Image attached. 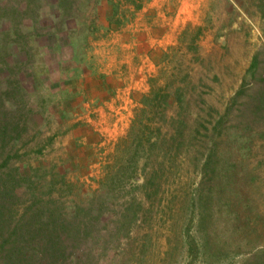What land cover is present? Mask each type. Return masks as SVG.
<instances>
[{"label":"rangeland","instance_id":"obj_1","mask_svg":"<svg viewBox=\"0 0 264 264\" xmlns=\"http://www.w3.org/2000/svg\"><path fill=\"white\" fill-rule=\"evenodd\" d=\"M0 264H264V0H0Z\"/></svg>","mask_w":264,"mask_h":264},{"label":"trees","instance_id":"obj_2","mask_svg":"<svg viewBox=\"0 0 264 264\" xmlns=\"http://www.w3.org/2000/svg\"><path fill=\"white\" fill-rule=\"evenodd\" d=\"M254 61H255V58L253 57V58H252V61H251V63H250V67L253 66Z\"/></svg>","mask_w":264,"mask_h":264}]
</instances>
